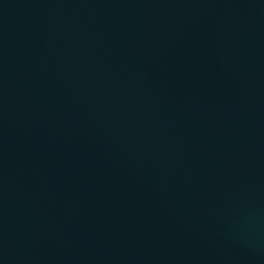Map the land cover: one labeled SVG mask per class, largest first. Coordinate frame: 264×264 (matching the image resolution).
<instances>
[{
  "label": "water",
  "instance_id": "obj_1",
  "mask_svg": "<svg viewBox=\"0 0 264 264\" xmlns=\"http://www.w3.org/2000/svg\"><path fill=\"white\" fill-rule=\"evenodd\" d=\"M0 264H264V0H0Z\"/></svg>",
  "mask_w": 264,
  "mask_h": 264
}]
</instances>
